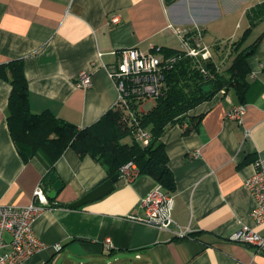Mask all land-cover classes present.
I'll use <instances>...</instances> for the list:
<instances>
[{"label":"crops","instance_id":"obj_1","mask_svg":"<svg viewBox=\"0 0 264 264\" xmlns=\"http://www.w3.org/2000/svg\"><path fill=\"white\" fill-rule=\"evenodd\" d=\"M262 3L0 0V67L23 61L31 111H50L82 129L118 106L109 69L119 62L121 50L206 46V30L232 17L235 4L247 15ZM213 11L219 17H212ZM115 16L117 24L110 21ZM262 23L264 18L252 24ZM256 42L247 54L250 86L242 123L227 117L240 104L235 91H222L190 112L199 118L196 129L185 133L187 125H171L162 138L176 183V191L169 193L174 198L169 229L131 219L144 216L141 200L159 186L145 175L130 183L121 176L105 197L76 209L66 206L109 179L105 166L68 149L54 165L63 189L55 200L47 198L33 223L35 235L48 247L25 264H82L79 258L96 264L100 257L130 264H264V254L255 247L230 240L242 226L264 236L245 186L256 172L255 162L264 158V31ZM81 72L91 74L92 86H77ZM10 93L11 85L0 78V205L25 207L39 186L46 195L53 186L45 184L46 157L25 162L17 150L7 121ZM179 231L188 236L178 237Z\"/></svg>","mask_w":264,"mask_h":264},{"label":"trees","instance_id":"obj_2","mask_svg":"<svg viewBox=\"0 0 264 264\" xmlns=\"http://www.w3.org/2000/svg\"><path fill=\"white\" fill-rule=\"evenodd\" d=\"M247 16L251 19V26L238 42L231 45L233 51L238 53L224 72L212 59L190 57L181 49L161 48L162 54L175 57L176 61L170 69L165 70L160 95L154 100H133L132 116L125 108L117 106L93 125L82 129L61 121L50 111L40 114L31 111L23 61L1 66L0 78L11 85L8 128L20 156L25 162L38 155L46 157L48 173L45 184L48 186L55 163L66 150L72 149L80 156H91L105 166L108 178L120 173L121 167L132 161L139 175L153 178L167 194L175 192V177L162 138L171 125H187L185 133L196 129L199 118L191 116L190 112L222 91L234 90L239 103L245 105L250 86L247 52L254 49L257 42L240 49L254 29L253 21L264 18V3L248 12ZM218 45L217 49L220 48ZM207 86L211 88L209 92H205ZM148 101H154L155 105L145 111L143 107ZM133 122L137 126L131 124ZM137 127L151 135L147 146L135 140L134 131ZM125 139L129 142H125ZM42 187L47 193L44 185Z\"/></svg>","mask_w":264,"mask_h":264},{"label":"built area","instance_id":"obj_3","mask_svg":"<svg viewBox=\"0 0 264 264\" xmlns=\"http://www.w3.org/2000/svg\"><path fill=\"white\" fill-rule=\"evenodd\" d=\"M115 16L110 21L113 24L119 22ZM185 37V36H184ZM187 56L210 60L213 55L207 46H184ZM119 62L109 69V75L114 81L119 94L118 106L125 108L132 116L131 104L133 100H154L160 95L164 85L165 70L170 69L176 61L175 57H166L161 53V48L154 51H141L137 48L121 50ZM77 86L88 88L92 86V76L88 72H81ZM246 105L233 106L228 114V119L242 123L246 114ZM135 120V118H133ZM131 124H135L133 122ZM135 140L143 146L150 142L151 135L144 129L137 127L134 131ZM256 172L246 179L245 186L255 200V209L252 213L257 225L264 224V158L255 162ZM120 174L127 182H133L139 176V170L134 162L122 166ZM33 202L25 207L12 205H0V264H25L35 253L48 247L34 233L33 223L48 205L46 192L42 185L34 192ZM141 207L144 216H131V219L157 226L160 229H169L173 223L172 212L174 198L163 191L159 185L150 191L142 200ZM188 236L187 231H179L178 237ZM230 240L255 247L264 254V236L247 226H242L230 236ZM111 244V240H106ZM62 249L61 244L55 246Z\"/></svg>","mask_w":264,"mask_h":264},{"label":"rangeland","instance_id":"obj_4","mask_svg":"<svg viewBox=\"0 0 264 264\" xmlns=\"http://www.w3.org/2000/svg\"><path fill=\"white\" fill-rule=\"evenodd\" d=\"M234 7L236 12L232 17L226 19V21L225 19H221L218 20L217 22H212L211 28L206 30L203 40L204 44L209 48V50L213 55L212 60L217 64L221 72H224L233 63V60L238 52H234L233 49L231 48V45L235 42H238L242 38L244 33L249 29L248 27L250 26L249 20L251 22V19H249L247 15L245 14L241 15L239 9H241L242 6L240 4H235ZM212 17H219V14L216 11H213ZM256 21L254 20L253 22ZM263 31H264V23L258 25L256 28L253 29L252 31L253 33L250 34V36L248 37L245 44L242 46L240 50L254 44V42L257 41V39L260 37ZM216 44H220L218 45L220 46V48L217 49ZM249 51L252 52L253 49ZM154 105H155L154 101H148L146 102L143 108L145 111H148ZM124 141L129 142L128 139H125ZM126 257L129 260L131 259L134 260V256L132 255L130 256L126 255ZM79 259H81L79 260V263L81 262L82 264H93L92 261L86 258H79ZM130 263H122V261L118 263L115 261V258L101 259V257L96 262V264H130Z\"/></svg>","mask_w":264,"mask_h":264},{"label":"water","instance_id":"obj_5","mask_svg":"<svg viewBox=\"0 0 264 264\" xmlns=\"http://www.w3.org/2000/svg\"><path fill=\"white\" fill-rule=\"evenodd\" d=\"M168 1H171V0H168ZM249 53L250 52H248L247 54ZM210 89H211L210 86H207L205 88V92H209ZM120 177H121V174L118 173L112 176L111 178L107 179L102 184H100L99 186H97L96 188L88 192L87 194H85L80 200L69 204V208L76 209L87 203L94 202L96 200H99L105 197L106 195H108L114 190L115 188L114 184L120 179ZM49 181L52 184L53 189L47 194V198L49 200H55L57 194L63 189V183L58 178L55 172H52L49 175Z\"/></svg>","mask_w":264,"mask_h":264}]
</instances>
